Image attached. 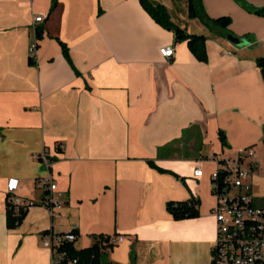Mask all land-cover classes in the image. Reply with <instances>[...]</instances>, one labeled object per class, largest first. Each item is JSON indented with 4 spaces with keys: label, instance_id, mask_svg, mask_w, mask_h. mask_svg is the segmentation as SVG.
Masks as SVG:
<instances>
[{
    "label": "crops",
    "instance_id": "obj_1",
    "mask_svg": "<svg viewBox=\"0 0 264 264\" xmlns=\"http://www.w3.org/2000/svg\"><path fill=\"white\" fill-rule=\"evenodd\" d=\"M150 1L204 37L205 60L139 0H0V264H50L43 236L72 230V247L97 244L100 264H130L131 254L135 264H212L210 175L247 147L255 160L264 140V15L254 12L264 0H201L209 18L229 19L213 31L189 17L187 0ZM167 45L169 60L159 53ZM48 174L61 207L17 209L24 216L9 228L7 181L38 201ZM253 192L264 208L258 169ZM190 197L199 215L174 220L166 202ZM112 235L125 238L101 243Z\"/></svg>",
    "mask_w": 264,
    "mask_h": 264
},
{
    "label": "built area",
    "instance_id": "obj_2",
    "mask_svg": "<svg viewBox=\"0 0 264 264\" xmlns=\"http://www.w3.org/2000/svg\"><path fill=\"white\" fill-rule=\"evenodd\" d=\"M42 20L41 15L33 17L34 24ZM36 39L28 46L29 59H36ZM160 55L169 60L174 49L167 45L159 49ZM45 167L49 160L43 153L40 155ZM250 162L245 164L246 159ZM259 164L253 159V148L247 147L238 152L236 158L226 159L224 163L216 161V167L210 175V193L215 203L211 210L216 221V240L213 249L212 264H264V208L254 205L253 175ZM202 167L199 163L193 176L200 177ZM18 180L11 178L6 184L7 207L15 212L40 205L47 209L51 216L61 207V193L50 174L38 180L37 186L44 193L38 200L24 198L15 193ZM123 235L107 236L103 245H115L124 240ZM75 240L74 231L66 233H48L42 238V245L50 252V264H74L64 247ZM63 247V248H62ZM100 247V246H99ZM101 248V247H100Z\"/></svg>",
    "mask_w": 264,
    "mask_h": 264
},
{
    "label": "trees",
    "instance_id": "obj_3",
    "mask_svg": "<svg viewBox=\"0 0 264 264\" xmlns=\"http://www.w3.org/2000/svg\"><path fill=\"white\" fill-rule=\"evenodd\" d=\"M142 7L147 11V13L161 26L174 31L177 39L183 38L182 35H185L184 32L174 25L167 13L166 8L160 3H154L150 0H139ZM187 9L188 15L191 18H197L203 25H205L209 30L213 31L215 27L222 26L226 27L229 23L228 18H218L211 19L209 18L204 11L201 0H187ZM255 13L264 15V9L255 10ZM37 37H39V32H37ZM187 39L188 47L190 51L199 59L205 60V48H204V37L198 35H185L184 37ZM63 53L65 56L67 54V48L61 44ZM30 62L33 60L29 59ZM258 66L261 69L262 76L264 78V58L258 59ZM223 141V136L221 137ZM264 144V140H263ZM224 159H219V163H224ZM199 200L195 197H190L183 201H167L165 204V208L167 212L171 215L174 220H182L188 218H195L199 215ZM24 216V212L19 211L16 213L12 208H8L6 210V222L9 228L16 227L22 217ZM63 248V247H62ZM64 249L69 253L71 259H75L76 262L74 264H100L101 254L97 244L93 246L81 250H75L72 247V244H67ZM130 264L134 263V254H131Z\"/></svg>",
    "mask_w": 264,
    "mask_h": 264
},
{
    "label": "rangeland",
    "instance_id": "obj_4",
    "mask_svg": "<svg viewBox=\"0 0 264 264\" xmlns=\"http://www.w3.org/2000/svg\"><path fill=\"white\" fill-rule=\"evenodd\" d=\"M256 154H255V161H259L260 165L258 166L259 172L264 175V144L262 143L261 145H258L255 148ZM248 162V159L245 160V164ZM213 167L212 165H207L205 167L206 172L212 171ZM209 186H210V180H209ZM264 205V202L263 204Z\"/></svg>",
    "mask_w": 264,
    "mask_h": 264
},
{
    "label": "water",
    "instance_id": "obj_5",
    "mask_svg": "<svg viewBox=\"0 0 264 264\" xmlns=\"http://www.w3.org/2000/svg\"><path fill=\"white\" fill-rule=\"evenodd\" d=\"M182 37L184 38V37H185V35H182Z\"/></svg>",
    "mask_w": 264,
    "mask_h": 264
}]
</instances>
